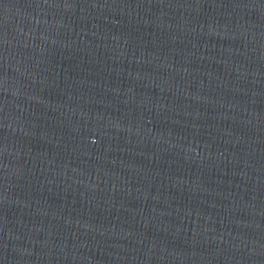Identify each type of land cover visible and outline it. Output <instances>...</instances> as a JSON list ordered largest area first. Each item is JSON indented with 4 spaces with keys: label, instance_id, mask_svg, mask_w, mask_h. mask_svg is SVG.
<instances>
[{
    "label": "water",
    "instance_id": "95a60500",
    "mask_svg": "<svg viewBox=\"0 0 264 264\" xmlns=\"http://www.w3.org/2000/svg\"><path fill=\"white\" fill-rule=\"evenodd\" d=\"M0 264H264V0H0Z\"/></svg>",
    "mask_w": 264,
    "mask_h": 264
}]
</instances>
